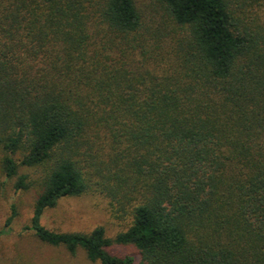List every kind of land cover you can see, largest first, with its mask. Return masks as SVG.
Here are the masks:
<instances>
[{
    "label": "trees",
    "instance_id": "1",
    "mask_svg": "<svg viewBox=\"0 0 264 264\" xmlns=\"http://www.w3.org/2000/svg\"><path fill=\"white\" fill-rule=\"evenodd\" d=\"M151 1L147 20L138 0H0V167L36 190L24 229L98 264H264V0ZM87 192L126 229L43 224Z\"/></svg>",
    "mask_w": 264,
    "mask_h": 264
},
{
    "label": "rangeland",
    "instance_id": "2",
    "mask_svg": "<svg viewBox=\"0 0 264 264\" xmlns=\"http://www.w3.org/2000/svg\"><path fill=\"white\" fill-rule=\"evenodd\" d=\"M138 5L145 10V19L150 20L155 14L150 9V5L153 6L151 0H138ZM21 172L28 173L34 179L40 174L36 169L21 168ZM14 182V178L5 177L0 167V264H98L89 261L80 249L70 255L61 247L40 243L29 230H25L36 190H17ZM11 206L15 207L16 215L6 225ZM42 222L48 228L61 231L87 232L102 226L108 238H114L127 227V223L111 215L107 200L92 192L61 199L55 207L45 212ZM110 251L122 255L133 249L131 246L113 244Z\"/></svg>",
    "mask_w": 264,
    "mask_h": 264
}]
</instances>
